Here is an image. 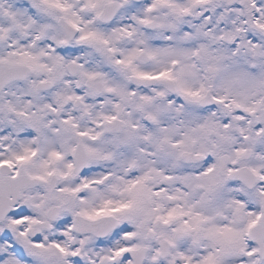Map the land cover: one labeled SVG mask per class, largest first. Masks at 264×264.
<instances>
[{"label": "snow or ice", "instance_id": "6c2138e0", "mask_svg": "<svg viewBox=\"0 0 264 264\" xmlns=\"http://www.w3.org/2000/svg\"><path fill=\"white\" fill-rule=\"evenodd\" d=\"M0 264H264V0H0Z\"/></svg>", "mask_w": 264, "mask_h": 264}]
</instances>
